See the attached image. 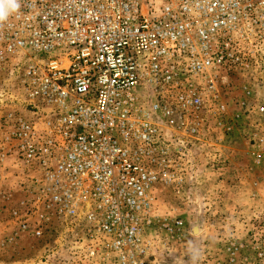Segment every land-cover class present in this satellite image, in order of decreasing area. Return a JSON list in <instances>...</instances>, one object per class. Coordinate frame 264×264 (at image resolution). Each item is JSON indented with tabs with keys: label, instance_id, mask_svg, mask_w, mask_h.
<instances>
[{
	"label": "built area",
	"instance_id": "1",
	"mask_svg": "<svg viewBox=\"0 0 264 264\" xmlns=\"http://www.w3.org/2000/svg\"><path fill=\"white\" fill-rule=\"evenodd\" d=\"M18 3L0 22V166L22 173L9 241L42 246L32 264H170L186 228L160 204L229 184L250 110L228 92L264 73V0Z\"/></svg>",
	"mask_w": 264,
	"mask_h": 264
},
{
	"label": "rangeland",
	"instance_id": "2",
	"mask_svg": "<svg viewBox=\"0 0 264 264\" xmlns=\"http://www.w3.org/2000/svg\"><path fill=\"white\" fill-rule=\"evenodd\" d=\"M228 94L231 109L245 99L249 112L244 128L230 145V176L226 186L195 188L191 203L164 202L179 208L186 228L185 241L173 246L165 259L170 264H264V162L256 165L253 153L264 154V143L248 138L252 130L264 140V73L236 76ZM249 87V95L240 90ZM22 173L11 159L0 166V264H32L43 253L42 246L28 237L9 241L13 221L9 209L15 205Z\"/></svg>",
	"mask_w": 264,
	"mask_h": 264
},
{
	"label": "clouds",
	"instance_id": "3",
	"mask_svg": "<svg viewBox=\"0 0 264 264\" xmlns=\"http://www.w3.org/2000/svg\"><path fill=\"white\" fill-rule=\"evenodd\" d=\"M19 8L18 0H0V22Z\"/></svg>",
	"mask_w": 264,
	"mask_h": 264
}]
</instances>
